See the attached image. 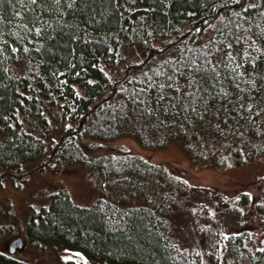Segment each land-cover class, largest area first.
I'll use <instances>...</instances> for the list:
<instances>
[{"label":"trees","instance_id":"obj_1","mask_svg":"<svg viewBox=\"0 0 264 264\" xmlns=\"http://www.w3.org/2000/svg\"><path fill=\"white\" fill-rule=\"evenodd\" d=\"M123 136L146 151L178 139L195 164L261 156L264 0H0V190L81 164L105 194L85 205L56 189L30 213L26 246L98 264H187L174 257L171 217L183 178L138 152L97 151ZM260 192L239 203L263 214ZM15 215L0 199V238ZM246 236L229 234L236 264H264ZM0 264L31 263L0 250Z\"/></svg>","mask_w":264,"mask_h":264},{"label":"rangeland","instance_id":"obj_2","mask_svg":"<svg viewBox=\"0 0 264 264\" xmlns=\"http://www.w3.org/2000/svg\"><path fill=\"white\" fill-rule=\"evenodd\" d=\"M214 26L213 23L205 28L200 39L213 36ZM97 151L138 152L154 162L170 165L172 171L182 176L186 189L171 213L175 225V258L187 264H236L229 245V234L234 232H246L249 246L264 247V213H252L249 202L239 203L243 195L251 201L260 197L264 185V153L241 165L234 162L225 167L211 162L195 164L178 139L166 148L146 151L130 136L106 142ZM60 187H66L74 201L85 205L105 195L98 170L81 164L49 166L34 172L19 185L11 181L3 183L0 199L9 204L17 220L13 232L0 238V250L8 253V245L14 238L26 237L30 213L48 203ZM14 254L31 264H98L73 251L64 250L57 256L51 247L33 248L26 243Z\"/></svg>","mask_w":264,"mask_h":264},{"label":"water","instance_id":"obj_3","mask_svg":"<svg viewBox=\"0 0 264 264\" xmlns=\"http://www.w3.org/2000/svg\"><path fill=\"white\" fill-rule=\"evenodd\" d=\"M25 244L24 238L22 236H18L14 238L9 246L10 253H16L19 249L23 248Z\"/></svg>","mask_w":264,"mask_h":264}]
</instances>
